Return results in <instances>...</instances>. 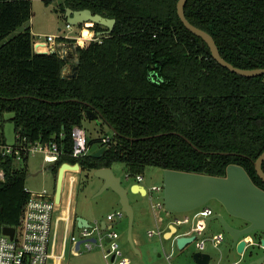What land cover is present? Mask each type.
<instances>
[{
    "label": "trees",
    "instance_id": "1",
    "mask_svg": "<svg viewBox=\"0 0 264 264\" xmlns=\"http://www.w3.org/2000/svg\"><path fill=\"white\" fill-rule=\"evenodd\" d=\"M177 1L63 0L62 16L66 8L88 9L115 20L109 34L77 43V74L68 78L66 61L33 52L29 27L15 33L30 20L31 2L0 0V114H13L14 135L26 144H56L54 183L63 163H77L83 173L121 164L130 178L147 167L224 177L233 164L264 191L253 165L264 151V75L243 77L220 66L179 20ZM183 10L226 62L264 68V0H187ZM91 30L106 31L98 24ZM87 110L100 115L109 141L87 139L90 152L75 159L72 132ZM94 144L96 151L104 147L100 158L92 157ZM0 166V228L15 227L29 197L26 170L9 157Z\"/></svg>",
    "mask_w": 264,
    "mask_h": 264
},
{
    "label": "rangeland",
    "instance_id": "2",
    "mask_svg": "<svg viewBox=\"0 0 264 264\" xmlns=\"http://www.w3.org/2000/svg\"><path fill=\"white\" fill-rule=\"evenodd\" d=\"M29 1L32 6L31 18L15 33L22 31L25 27H29L35 40L44 41L49 35L57 38L64 35L72 38L78 37L79 31L76 26H72L70 31L65 28L66 20L59 12V5L62 4L63 0H54L49 5H45L42 0ZM86 32L88 33L89 31L85 30L84 36H87ZM66 71H68V69ZM66 71L64 73H67ZM12 116V113L7 112L0 114V136H2V140L6 145H12L15 141L13 124L10 121ZM82 129L85 131L88 140L99 139L109 132V129L102 124L100 118L84 121ZM96 145L97 144L93 145V149ZM20 166L25 167L26 170V189L32 192H39L41 190H46L48 193L53 192L54 178L50 170V164H45L43 162L42 153L38 152L34 156H29L26 161L20 162ZM111 170L114 176L120 178L121 185L128 190L129 204L133 210L131 239L134 241V247L140 254L134 252L128 241V218L126 214L121 211L117 203V201H119L117 198L118 196L111 189L101 191L102 182L93 176V171L82 173L80 176L79 186L81 185L82 187L76 190L71 203L75 213L78 216L88 218L92 226L100 225L101 222H106L108 225H111L112 227L109 230L104 229L101 231L102 236L109 231L115 232L117 234L116 241L119 245V249L123 256L130 259L131 264H196L192 259V255L198 252L194 242L179 249L174 236L170 239H165V237L161 235V230L164 229L165 224L176 218L183 220L185 217H188L187 223L176 226V233L189 230L194 214L193 211L186 213H172L167 211L160 200L162 191L157 192L149 190L152 186L162 187L163 171L153 167H147L144 170V181L141 184L149 191L145 197L138 198L129 192L134 180L130 177L126 178L124 166L116 164L111 167ZM74 171H77V169H74ZM64 185L65 172L62 175L59 202L64 196ZM158 204L162 206L157 207ZM204 206L208 207L213 214L221 215L232 227L243 228L246 225L243 220L229 216L223 207L215 200L209 201ZM60 210L58 208V212L56 213V223L64 225V222L68 220V215L64 214L63 210ZM118 213L121 214V217L115 215ZM108 214L113 215L112 220L107 219ZM150 230L155 232L153 236H148L147 232ZM67 231L66 228V233ZM158 231L160 235L157 234ZM218 233L223 234V241L218 247H213L211 238ZM73 236L77 241L81 240L80 229H75ZM93 237L98 238L96 232L93 234ZM204 240L205 248L203 253H208L210 255L211 260L209 264H233L236 261H239L238 264H247L249 261L264 255L263 251L253 247L249 249L245 256H240L235 249L231 248V239L224 232L217 220L210 222ZM68 247L65 251L62 264H106V261L102 258V250H106L109 247L106 241H103L102 247H99L98 244L93 245L91 250H87L83 245H77L76 243L75 247L78 248L80 254H76V252L70 254ZM154 249H157L158 252H154ZM158 254H160V256H158ZM167 255H171L168 260L166 259ZM114 264H117V260L114 261Z\"/></svg>",
    "mask_w": 264,
    "mask_h": 264
},
{
    "label": "water",
    "instance_id": "3",
    "mask_svg": "<svg viewBox=\"0 0 264 264\" xmlns=\"http://www.w3.org/2000/svg\"><path fill=\"white\" fill-rule=\"evenodd\" d=\"M186 2L187 0H178L176 3V13L179 20L187 31H189L194 37H198L203 41V43L208 47L212 58L220 66L243 77L264 75V68L240 69L226 62L220 56L213 38L205 31L193 26L185 18L183 9ZM64 19L66 20V23L71 26L91 23L92 25L98 24L105 28L106 31L96 34L97 37L109 34L115 24L114 19H108L98 14H92L88 9L73 11L66 8ZM65 49H68L66 54L64 53ZM37 54L47 53L41 52ZM51 54L59 55L61 59L68 63L62 69V77L74 78L76 76L78 70L77 44H59L56 50L51 52ZM67 69V73H64ZM86 118L87 120H96L100 118V115L91 110H87ZM111 131L113 130L111 129ZM103 151L104 147L99 148L97 151L92 153V157L100 158ZM263 162L264 151L253 163L256 175L264 183V172L261 168ZM74 169H77V171L80 170L77 163L73 165L63 163L58 168L54 191L55 203H59L63 173L65 171H74ZM93 176L101 180V191L111 189L118 196L121 211L124 212L128 218V241L134 252L139 254V251L134 247V243L131 239L133 210L129 204L128 190L121 185L120 178L114 176L111 168L97 169L93 171ZM129 192L141 196L146 195L144 186L140 184H133L130 187ZM160 200L162 201L164 208L172 213H186L194 211L204 206L211 200L217 201L229 216L243 220L246 225L243 228H235L229 225L221 215L213 214L205 219V229L203 235L207 233L210 222L217 220L222 226L224 232L230 237L231 248L235 249L238 254H242L245 247V242L240 239V237L249 235L253 232H264V191L255 186L244 169L238 165L232 164L227 166L224 177L163 170V185ZM76 222L78 228L91 227L89 223L81 217H76ZM106 228L108 227H106L105 223L101 222L100 229L104 230ZM175 231L176 228L171 225L165 239H169ZM2 232L12 237L14 229L12 227L5 226L2 229ZM88 240L92 243L95 242L94 238ZM108 240L109 239H106V241ZM193 240V236L179 237L176 239V244L179 249H182L189 243H192ZM82 242L84 241H78L77 245H80ZM192 259L196 264H209L211 257L208 253L196 252L192 255ZM112 260L113 257H111V261ZM254 263H264V255L249 261L247 264Z\"/></svg>",
    "mask_w": 264,
    "mask_h": 264
},
{
    "label": "built area",
    "instance_id": "4",
    "mask_svg": "<svg viewBox=\"0 0 264 264\" xmlns=\"http://www.w3.org/2000/svg\"><path fill=\"white\" fill-rule=\"evenodd\" d=\"M71 25H65L66 30L71 29ZM79 31L78 37L62 36L60 38H75L76 44L79 42H87L93 40V37L96 36L95 32L91 30V23H84L76 26ZM90 31V36H84V31ZM57 37L47 36L43 40H35L33 42V52L41 53L39 51L40 46H44V49L47 54L56 50L57 44H63L67 42L58 41ZM59 42V43H58ZM68 49L64 50L66 54ZM60 57L59 55H57ZM102 143H107L109 141V136H104L101 138ZM72 151L70 156L72 158L78 159L90 152V149L87 145L86 133L82 128L75 127L72 132ZM42 153L43 162L45 164H52L57 161L59 156V151L55 143L51 142L46 145H41L39 143L35 144H26L25 139H21L18 135H15V141L12 145H6L5 143L0 142V159L4 160L6 157L11 158L15 167L20 166V162L26 161L29 156H34L36 153ZM71 165V164H70ZM126 178L129 176L126 174ZM6 180V175L3 167L0 166V184L4 183ZM134 183L142 185L143 176L137 175L133 178ZM146 193L148 191H157L161 192L162 187L152 186L149 190L145 189ZM24 191L29 195L27 202L25 203L22 212L19 216L18 224L14 229L13 236L10 237L8 234H4L0 228V264H47L48 260L51 258L52 252V239L54 234V225L55 222V213H56V203L54 201V194L48 193L46 190H41L39 192H32L26 188ZM162 195V194H161ZM161 204H158L157 207H161ZM194 214L191 220V226L189 230L185 233L177 235L176 237H194L195 248L198 252H203L205 248V240L203 232L205 229V219L212 216L213 213L208 207H200L193 211ZM113 215L107 217L108 220H111ZM188 222V217H185L183 220L174 219L172 221L173 226L182 225ZM10 227V226H7ZM97 233L98 238H94L93 234ZM81 245L87 250H90L93 245L98 244L99 247H102L103 241H106L105 238L109 239L107 242L109 247L106 250H102V257L106 261V264H114V261L117 260V264H131L129 258L122 255V252L119 249V245L116 241L117 234L115 232H108L104 236L100 233L99 225L91 226L90 228H81ZM148 236H153L154 231L150 230L147 232ZM160 235V232H157ZM95 239V242L92 243L88 239ZM240 239L244 240L245 247L240 256H245L249 249L255 247L264 252V232H259L257 235L253 233L242 236ZM76 238L71 235L70 241L76 242ZM223 241V234L218 233L213 235L211 242L213 247H218ZM171 255H167L166 259H170ZM111 257L113 260L111 261ZM239 261L234 262L233 264H238ZM256 264V263H254ZM264 264V263H261Z\"/></svg>",
    "mask_w": 264,
    "mask_h": 264
},
{
    "label": "crops",
    "instance_id": "5",
    "mask_svg": "<svg viewBox=\"0 0 264 264\" xmlns=\"http://www.w3.org/2000/svg\"><path fill=\"white\" fill-rule=\"evenodd\" d=\"M58 45L59 44H57L56 48L58 47ZM92 150L94 152L96 151L95 148L94 149L92 148ZM114 165H116V164H114ZM82 173L83 172H81L80 170L79 171H65L64 196L61 199V201L59 202V204L56 203V205H57L56 206V213L58 212V208H59V210L61 208V210H63L64 214L68 215V220H66L67 222H64V225H61V223H56L54 225V234H53V239H52V247H53V249H52V252H51V258L48 260L47 264H62V261H63L64 256H65V251H66V249H67L68 246H69L68 248H69V253L70 254H73V252H76V254H80V252L78 251V248L75 247V244L78 241H82V240H78V241L76 240V242H73L72 243L70 241V237H71V235L73 236L74 230L78 228L77 227V222H76V217H81V218L85 219L89 223L88 218L83 217V216H78L75 213V211L72 208V204H71L72 201H73V197L75 196L76 190L80 189L79 184H80V176H81ZM143 181H144V177H143ZM133 184H136V183H133ZM142 186H144V185L142 184ZM144 188H145V186H144ZM54 191H55V183H54V190L52 192L53 194H54ZM132 195L133 196H136L138 198H143V196L138 195V194H132ZM146 195H147V193H146ZM117 203L120 206L119 201H117ZM56 213H55V222H56ZM109 215H112V214H108L107 217ZM115 215H117L118 217L119 216L121 217V214L120 213L115 214ZM172 221H168L165 224L164 229L161 230L162 231L161 232L162 233L161 235H163L164 237L166 236L167 232H169L170 226L172 225ZM104 223H105L106 227H108V228H106L107 230H109L112 227L111 225H108L106 222H104ZM89 225L92 226L90 223H89ZM100 226H101V223L99 225V228H100ZM174 227L176 228V231H175V233L170 238H172L174 236L175 237V242H176V239L179 238V237H176V236L177 235H180L182 233H185L186 231H183L181 233H176L177 232V227L176 226H174ZM66 228L68 230L67 231L68 234L66 233ZM78 229H80V233H81V228H78ZM101 231L102 230L100 229V233H101ZM59 236H61V237H59ZM105 239H107V238H105ZM79 249H80V247H79ZM154 252H158V250L155 249ZM139 254H140V252H139ZM158 256H160V254H158Z\"/></svg>",
    "mask_w": 264,
    "mask_h": 264
},
{
    "label": "bare ground",
    "instance_id": "6",
    "mask_svg": "<svg viewBox=\"0 0 264 264\" xmlns=\"http://www.w3.org/2000/svg\"><path fill=\"white\" fill-rule=\"evenodd\" d=\"M87 33V32H86ZM91 35V32L89 31L88 33H87V36H90ZM40 48L41 49H39V51H41V52H44V51H46L45 49H44V46L42 45V46H40Z\"/></svg>",
    "mask_w": 264,
    "mask_h": 264
}]
</instances>
